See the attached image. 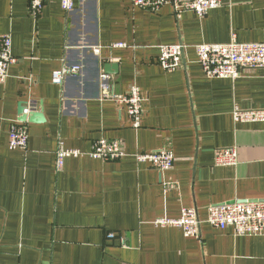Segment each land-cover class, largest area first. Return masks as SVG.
I'll return each instance as SVG.
<instances>
[{
    "label": "crops",
    "instance_id": "crops-1",
    "mask_svg": "<svg viewBox=\"0 0 264 264\" xmlns=\"http://www.w3.org/2000/svg\"><path fill=\"white\" fill-rule=\"evenodd\" d=\"M5 34L15 61L0 85V264H264V236L235 237L203 222L209 206L264 202V124L232 120L235 106L264 109V70L208 79L195 54V46L227 44L233 35L264 44V0H222L202 18L130 0H74L65 14L59 0H44L35 19L28 0H0ZM178 44L183 65L167 73L159 47ZM106 64L118 66L107 74L112 92L135 85L146 98L137 130L101 98ZM64 65L80 72L52 84ZM20 104L44 117L24 123V151L8 145ZM99 139L122 143L125 156L92 159ZM59 143L83 154L65 158L60 170ZM231 147L237 165L215 167L214 151ZM162 148L175 157L169 171L135 161ZM183 208L196 209L199 237L154 226Z\"/></svg>",
    "mask_w": 264,
    "mask_h": 264
},
{
    "label": "built area",
    "instance_id": "built-area-1",
    "mask_svg": "<svg viewBox=\"0 0 264 264\" xmlns=\"http://www.w3.org/2000/svg\"><path fill=\"white\" fill-rule=\"evenodd\" d=\"M62 11L70 14L74 10V0H59ZM135 8L157 12L164 6H170L176 15L190 12L198 17H204L210 10L222 6V0H130ZM44 7V0H28L29 16L35 19ZM95 55L99 54V47L92 49ZM185 46L182 44L160 46L158 65L163 71L170 73L182 67ZM198 65L208 79L236 80L242 73L255 70H264V44L239 43L235 35L227 44H200L195 46ZM15 59L11 55V37L8 34L0 36V85L8 77V68ZM80 72V67L64 65L60 70L52 73L51 82L63 85L67 77ZM100 95L104 100L114 101L120 110H124L130 125L137 130L141 126L144 114L143 105L146 98L140 89L132 85L124 93H114L108 81V75L101 71L99 75ZM28 109L23 111L26 115ZM232 120L235 124H264V109H240L234 107ZM26 123V122H25ZM28 134L24 123L14 122L8 132L10 149L26 150ZM83 155L77 150H67L59 143L56 151V167L62 168L65 158ZM89 156L102 162L121 159L125 156L122 143L108 142L104 139L95 141ZM135 161L147 164L159 172H166L173 168L175 157L170 149L162 148L147 153H136ZM237 150L234 147L216 149L213 154L215 167H234L237 165ZM206 219L203 221L212 228L219 230L230 229L235 237L264 236V202H233L231 204L209 206L206 210ZM202 221L199 220L194 208H183L180 216L174 220L159 219L154 222L155 227L179 228L187 237H199ZM109 240H115L113 233L107 235ZM123 242V239L120 240Z\"/></svg>",
    "mask_w": 264,
    "mask_h": 264
},
{
    "label": "water",
    "instance_id": "water-1",
    "mask_svg": "<svg viewBox=\"0 0 264 264\" xmlns=\"http://www.w3.org/2000/svg\"><path fill=\"white\" fill-rule=\"evenodd\" d=\"M118 66L111 65V64H106L103 67V72L105 74H111L114 72H117ZM25 109H28V113L26 115L23 114V111ZM18 113H19V121L22 123L28 122V123H43L44 122V117L42 114L35 113V111L30 108H26L24 105H19L18 108Z\"/></svg>",
    "mask_w": 264,
    "mask_h": 264
}]
</instances>
